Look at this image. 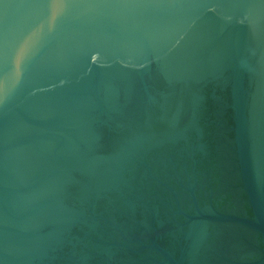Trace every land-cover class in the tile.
<instances>
[{"label":"water","instance_id":"1","mask_svg":"<svg viewBox=\"0 0 264 264\" xmlns=\"http://www.w3.org/2000/svg\"><path fill=\"white\" fill-rule=\"evenodd\" d=\"M0 264H264V0H0Z\"/></svg>","mask_w":264,"mask_h":264}]
</instances>
